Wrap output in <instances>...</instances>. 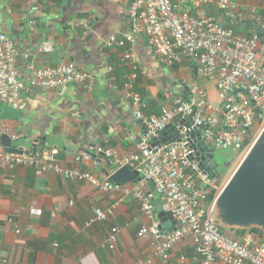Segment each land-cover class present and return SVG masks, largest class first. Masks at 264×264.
Returning <instances> with one entry per match:
<instances>
[{
  "label": "crops",
  "instance_id": "obj_1",
  "mask_svg": "<svg viewBox=\"0 0 264 264\" xmlns=\"http://www.w3.org/2000/svg\"><path fill=\"white\" fill-rule=\"evenodd\" d=\"M238 1L250 13V20L264 21V0ZM132 3L0 0V33L15 39L18 69L26 79L31 67L64 62L98 76L94 90L78 84L24 95L28 103L24 112L0 104V126L8 130L6 135L20 136L19 147L33 150L35 145L45 147L46 141L49 148L59 147L58 159L64 168H82L100 178H106L101 169H109L107 163L100 165L88 154L97 153L98 146L111 150L115 157L111 174L117 170L118 159L138 153L143 128L133 116L124 82L131 65L122 64V49L105 46L114 35H135L136 63L144 73L133 88L145 98L148 115H159L163 105L185 96L194 81L204 86L212 101H218L217 83L197 77L189 63L166 67L158 62L145 35L136 32L138 23L130 16ZM181 7L197 17L223 16L213 7L196 8L187 2H181ZM48 44L51 52L44 50ZM108 68L113 72L108 73ZM173 138L169 134L160 142ZM1 146L6 149L2 140ZM145 190L154 194L151 202L156 213L168 210L166 199L153 185H146ZM112 206L116 208L109 221L96 220L95 208ZM150 224L141 200L124 199L120 193L101 191L86 181H69L54 171L41 173L33 168L0 176V264H163L155 255L154 237L139 236ZM115 227L120 232L117 248L112 250L108 238ZM262 236L254 237L263 241ZM196 255L188 237L168 256L177 264H201Z\"/></svg>",
  "mask_w": 264,
  "mask_h": 264
},
{
  "label": "built area",
  "instance_id": "obj_2",
  "mask_svg": "<svg viewBox=\"0 0 264 264\" xmlns=\"http://www.w3.org/2000/svg\"><path fill=\"white\" fill-rule=\"evenodd\" d=\"M181 2L196 8L213 7L223 16H193L181 7ZM249 14L238 0H133L130 16L138 23L136 32L145 35L158 62L166 67L189 63L197 77L213 79L219 90L218 101L214 102L204 86L194 81L185 96L174 97L155 116L145 112L146 100L133 88L144 73L136 63L135 35H114L106 40V49H122V64L131 65L124 81L128 89L126 98L132 104L133 116L141 124L143 135L138 153L118 159L116 164L117 170L129 166L139 172L142 180L138 184L120 185L82 168H64L58 159L59 147L49 148L45 143V147L23 149L16 144L20 140L16 134L10 135L13 145L24 153H8L1 146L0 176L12 175L18 168H33L41 173L54 171L66 180L86 181L101 191L120 193L124 199L141 200L143 213L151 224L143 227L139 236L154 237L155 255L163 264H177L168 255L188 237L201 264H264V240L227 235L211 219L209 195L214 192L216 197L223 184L221 177H213L201 168V156L193 146L202 144L215 152L230 151L234 161L244 157L258 136L257 124L264 127V39L257 32L246 34L244 28L239 30L233 25L235 19L250 20ZM83 25L88 27L86 21ZM14 40L0 33V104L13 112L26 111L28 103L24 95L39 90L55 91L78 84L88 90L95 89L98 80L95 73L66 62L31 67L26 79L18 69L19 52ZM44 50L51 52L52 45H46ZM112 72L108 68V73ZM170 126L176 127L168 133L174 138L160 142V134ZM7 131L0 126V144ZM98 152L113 156L111 150L103 147ZM83 156L88 159L87 155ZM149 184L166 199L168 213L181 224L176 232L166 235L160 229L151 202L154 194L145 190ZM115 208H95L96 220L109 221ZM119 232V228H113L108 238L112 250L117 248Z\"/></svg>",
  "mask_w": 264,
  "mask_h": 264
},
{
  "label": "water",
  "instance_id": "obj_3",
  "mask_svg": "<svg viewBox=\"0 0 264 264\" xmlns=\"http://www.w3.org/2000/svg\"><path fill=\"white\" fill-rule=\"evenodd\" d=\"M233 25L239 30L244 28L251 32H257L264 39V21L235 19ZM175 130V126H170L160 134V137L166 138L169 132ZM178 135L179 132H176L177 137ZM1 140L6 147V152L24 153L22 149H17L13 145L9 135H3ZM38 143L39 141L36 144ZM193 146L198 149V155L201 156V168L213 177H220L215 151L207 145ZM100 147H97V151ZM203 152H207V155H203ZM88 154L100 165H104V162L107 163L109 169L103 167L101 170L105 173L106 178L116 184H138L142 180L139 172L132 170L129 166H123L111 174L110 171L115 170L113 165L115 157L113 156L108 157L99 152L95 154L89 152ZM156 214L160 222V229L164 234L169 235L181 228V224L172 214L168 213V210ZM210 216L224 229L245 231L258 229L264 234V127L241 159L234 173L214 198ZM167 223L171 227L168 228Z\"/></svg>",
  "mask_w": 264,
  "mask_h": 264
},
{
  "label": "rangeland",
  "instance_id": "obj_4",
  "mask_svg": "<svg viewBox=\"0 0 264 264\" xmlns=\"http://www.w3.org/2000/svg\"><path fill=\"white\" fill-rule=\"evenodd\" d=\"M263 128V125L257 124V130L256 134H259L261 129ZM216 161L219 164V171L221 173V183L224 185L228 179L231 177V175L234 173L236 167L239 165L240 161L242 158H237L236 160L233 161V154L230 151H216ZM233 161V162H232ZM226 234L233 236L235 235L236 237L244 238L250 235H259L261 238L263 237L261 232L257 231V229H251L247 230L246 233L241 234L237 230H228L226 229Z\"/></svg>",
  "mask_w": 264,
  "mask_h": 264
},
{
  "label": "trees",
  "instance_id": "obj_5",
  "mask_svg": "<svg viewBox=\"0 0 264 264\" xmlns=\"http://www.w3.org/2000/svg\"><path fill=\"white\" fill-rule=\"evenodd\" d=\"M130 71V70H129ZM129 71H127V72H129ZM136 83H137V81H136ZM135 83V84H136ZM46 143V142H45ZM45 143H43V145L45 144ZM214 198H215V193L213 192V193H211L210 195H209V198H208V202H207V205L209 206L212 202H213V200H214ZM222 229V232L223 233H226V229H224L223 227L221 228ZM239 233H241V234H244V233H246V231L245 230H237ZM258 231V230H257ZM260 232V231H259Z\"/></svg>",
  "mask_w": 264,
  "mask_h": 264
},
{
  "label": "clouds",
  "instance_id": "obj_6",
  "mask_svg": "<svg viewBox=\"0 0 264 264\" xmlns=\"http://www.w3.org/2000/svg\"><path fill=\"white\" fill-rule=\"evenodd\" d=\"M188 93V92H187Z\"/></svg>",
  "mask_w": 264,
  "mask_h": 264
}]
</instances>
